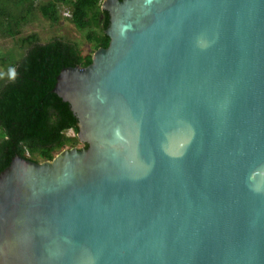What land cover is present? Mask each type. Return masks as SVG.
Here are the masks:
<instances>
[{
    "label": "water",
    "instance_id": "water-1",
    "mask_svg": "<svg viewBox=\"0 0 264 264\" xmlns=\"http://www.w3.org/2000/svg\"><path fill=\"white\" fill-rule=\"evenodd\" d=\"M53 92L87 146L0 173V264H264V0H104Z\"/></svg>",
    "mask_w": 264,
    "mask_h": 264
},
{
    "label": "trees",
    "instance_id": "trees-1",
    "mask_svg": "<svg viewBox=\"0 0 264 264\" xmlns=\"http://www.w3.org/2000/svg\"><path fill=\"white\" fill-rule=\"evenodd\" d=\"M36 0H0V34L15 38L29 21ZM122 1V0H120ZM103 0H53L40 4L36 11L51 22L60 20V7L71 9L70 21L80 31H89L94 50L107 48L105 30L110 17L101 9ZM36 35L22 38L28 50L16 64L15 78L0 82V173L17 155H37L41 161L53 160L67 146H76L78 119L53 92L57 76L64 68L87 67L92 53L83 54L75 44L54 40L38 44ZM75 132V137L66 135ZM86 147V146H84Z\"/></svg>",
    "mask_w": 264,
    "mask_h": 264
},
{
    "label": "rangeland",
    "instance_id": "rangeland-1",
    "mask_svg": "<svg viewBox=\"0 0 264 264\" xmlns=\"http://www.w3.org/2000/svg\"><path fill=\"white\" fill-rule=\"evenodd\" d=\"M49 1L53 0H36L33 6L37 9L40 4ZM36 9L31 11L28 17L29 21L19 29L20 32L15 38L0 34V82L7 81L9 79V73L13 70L15 72V68H12L10 64L19 62L28 50V45L23 46L21 39L30 35L37 36L38 44H46L57 39L75 44L83 54H93L96 51L94 50V43L90 42L87 37L89 31L78 30L69 20L71 15V9L69 7H60V20L55 23L44 19ZM66 135L69 137L76 136L72 130L68 131ZM75 147L81 149L83 144L77 143L76 146L69 145L65 149ZM27 156L39 160L37 162H42L38 159L39 157L37 155L30 156L27 154Z\"/></svg>",
    "mask_w": 264,
    "mask_h": 264
},
{
    "label": "clouds",
    "instance_id": "clouds-1",
    "mask_svg": "<svg viewBox=\"0 0 264 264\" xmlns=\"http://www.w3.org/2000/svg\"><path fill=\"white\" fill-rule=\"evenodd\" d=\"M15 78V72H14V70L13 71H11L10 73H9V79H14Z\"/></svg>",
    "mask_w": 264,
    "mask_h": 264
},
{
    "label": "flooded vegetation",
    "instance_id": "flooded-vegetation-1",
    "mask_svg": "<svg viewBox=\"0 0 264 264\" xmlns=\"http://www.w3.org/2000/svg\"><path fill=\"white\" fill-rule=\"evenodd\" d=\"M122 1H123V0H122ZM109 17H110V16H109ZM78 140H79V139H78ZM79 143H81L80 140H79ZM84 146H87V145H86V144H83V147H82V148H84Z\"/></svg>",
    "mask_w": 264,
    "mask_h": 264
},
{
    "label": "built area",
    "instance_id": "built-area-1",
    "mask_svg": "<svg viewBox=\"0 0 264 264\" xmlns=\"http://www.w3.org/2000/svg\"><path fill=\"white\" fill-rule=\"evenodd\" d=\"M70 17H71V15H70Z\"/></svg>",
    "mask_w": 264,
    "mask_h": 264
}]
</instances>
